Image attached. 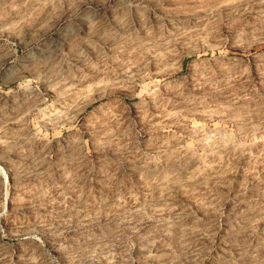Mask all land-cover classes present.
Segmentation results:
<instances>
[{
	"label": "rangeland",
	"instance_id": "374dc122",
	"mask_svg": "<svg viewBox=\"0 0 264 264\" xmlns=\"http://www.w3.org/2000/svg\"><path fill=\"white\" fill-rule=\"evenodd\" d=\"M0 264H264V0H0Z\"/></svg>",
	"mask_w": 264,
	"mask_h": 264
}]
</instances>
